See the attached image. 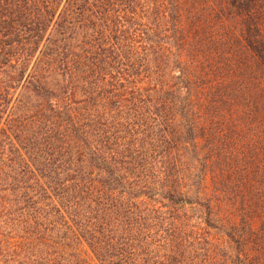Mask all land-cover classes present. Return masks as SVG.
Returning <instances> with one entry per match:
<instances>
[{
    "label": "trees",
    "instance_id": "16d2710c",
    "mask_svg": "<svg viewBox=\"0 0 264 264\" xmlns=\"http://www.w3.org/2000/svg\"><path fill=\"white\" fill-rule=\"evenodd\" d=\"M264 264V0H0V264Z\"/></svg>",
    "mask_w": 264,
    "mask_h": 264
},
{
    "label": "rangeland",
    "instance_id": "374dc122",
    "mask_svg": "<svg viewBox=\"0 0 264 264\" xmlns=\"http://www.w3.org/2000/svg\"><path fill=\"white\" fill-rule=\"evenodd\" d=\"M81 253H82V258L84 260H86L87 264H96V261L92 258V256L89 254V251L87 250V248H83L81 249Z\"/></svg>",
    "mask_w": 264,
    "mask_h": 264
}]
</instances>
